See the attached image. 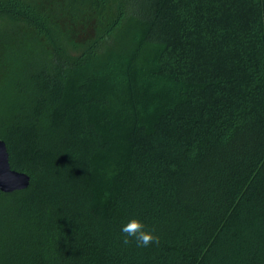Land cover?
I'll return each mask as SVG.
<instances>
[{
	"label": "trees",
	"instance_id": "obj_1",
	"mask_svg": "<svg viewBox=\"0 0 264 264\" xmlns=\"http://www.w3.org/2000/svg\"><path fill=\"white\" fill-rule=\"evenodd\" d=\"M0 139V264H264V0H0Z\"/></svg>",
	"mask_w": 264,
	"mask_h": 264
},
{
	"label": "water",
	"instance_id": "obj_2",
	"mask_svg": "<svg viewBox=\"0 0 264 264\" xmlns=\"http://www.w3.org/2000/svg\"><path fill=\"white\" fill-rule=\"evenodd\" d=\"M29 182L28 174L11 168L6 144L0 139V191L22 190L28 187Z\"/></svg>",
	"mask_w": 264,
	"mask_h": 264
},
{
	"label": "clouds",
	"instance_id": "obj_3",
	"mask_svg": "<svg viewBox=\"0 0 264 264\" xmlns=\"http://www.w3.org/2000/svg\"><path fill=\"white\" fill-rule=\"evenodd\" d=\"M122 243L129 245L135 241L136 247L147 248L150 245H159L160 238L155 235V229L146 230L145 225L137 218H130L121 225Z\"/></svg>",
	"mask_w": 264,
	"mask_h": 264
}]
</instances>
